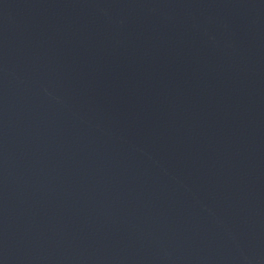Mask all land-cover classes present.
Segmentation results:
<instances>
[{
	"label": "water",
	"instance_id": "95a60500",
	"mask_svg": "<svg viewBox=\"0 0 264 264\" xmlns=\"http://www.w3.org/2000/svg\"><path fill=\"white\" fill-rule=\"evenodd\" d=\"M0 264H264V0H0Z\"/></svg>",
	"mask_w": 264,
	"mask_h": 264
}]
</instances>
